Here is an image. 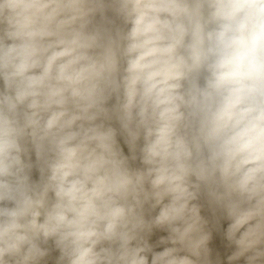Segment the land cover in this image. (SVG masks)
<instances>
[{"label": "clouds", "instance_id": "1", "mask_svg": "<svg viewBox=\"0 0 264 264\" xmlns=\"http://www.w3.org/2000/svg\"><path fill=\"white\" fill-rule=\"evenodd\" d=\"M0 264H264V0H0Z\"/></svg>", "mask_w": 264, "mask_h": 264}]
</instances>
